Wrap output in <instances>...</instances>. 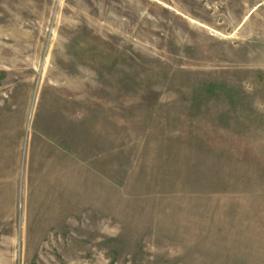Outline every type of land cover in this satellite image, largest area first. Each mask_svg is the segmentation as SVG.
I'll return each mask as SVG.
<instances>
[{
  "label": "rangeland",
  "instance_id": "374dc122",
  "mask_svg": "<svg viewBox=\"0 0 264 264\" xmlns=\"http://www.w3.org/2000/svg\"><path fill=\"white\" fill-rule=\"evenodd\" d=\"M0 264H264V0H0Z\"/></svg>",
  "mask_w": 264,
  "mask_h": 264
}]
</instances>
